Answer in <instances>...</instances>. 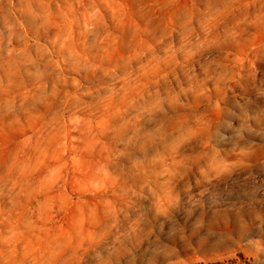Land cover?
Here are the masks:
<instances>
[{"label":"rangeland","instance_id":"374dc122","mask_svg":"<svg viewBox=\"0 0 264 264\" xmlns=\"http://www.w3.org/2000/svg\"><path fill=\"white\" fill-rule=\"evenodd\" d=\"M264 264V0H0V264Z\"/></svg>","mask_w":264,"mask_h":264},{"label":"trees","instance_id":"16d2710c","mask_svg":"<svg viewBox=\"0 0 264 264\" xmlns=\"http://www.w3.org/2000/svg\"><path fill=\"white\" fill-rule=\"evenodd\" d=\"M218 264H222V263H218Z\"/></svg>","mask_w":264,"mask_h":264}]
</instances>
